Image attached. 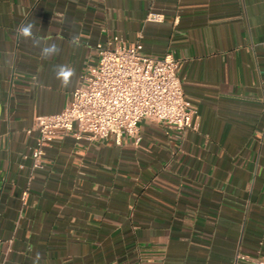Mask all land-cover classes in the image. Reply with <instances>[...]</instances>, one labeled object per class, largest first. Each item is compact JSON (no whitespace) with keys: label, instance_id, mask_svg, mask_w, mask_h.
<instances>
[{"label":"crops","instance_id":"obj_1","mask_svg":"<svg viewBox=\"0 0 264 264\" xmlns=\"http://www.w3.org/2000/svg\"><path fill=\"white\" fill-rule=\"evenodd\" d=\"M29 21L58 55L20 35ZM113 36L178 60L194 128L59 130L33 168L36 116L68 104ZM237 254L264 256V0H0V264H248Z\"/></svg>","mask_w":264,"mask_h":264},{"label":"built area","instance_id":"obj_2","mask_svg":"<svg viewBox=\"0 0 264 264\" xmlns=\"http://www.w3.org/2000/svg\"><path fill=\"white\" fill-rule=\"evenodd\" d=\"M160 20V14H149ZM97 61L88 64L82 83L68 104L58 112L35 118L37 137L31 148L32 167L43 166L46 145L57 131L76 139L98 140L114 134L140 139L139 123L151 119L182 137L194 128L196 106L184 95L176 69L178 60L167 53L160 58L142 52V45H128L119 36L97 43ZM236 262L264 264V256L237 254Z\"/></svg>","mask_w":264,"mask_h":264},{"label":"clouds","instance_id":"obj_3","mask_svg":"<svg viewBox=\"0 0 264 264\" xmlns=\"http://www.w3.org/2000/svg\"><path fill=\"white\" fill-rule=\"evenodd\" d=\"M34 22H23L20 25V35L25 39H32L35 47L39 49V54L42 59H49L55 55H58L61 51L60 46L55 42H41L36 34H34L35 28ZM55 77L60 81L61 85L68 87L71 82V77L74 75V69L65 64L57 65L54 69Z\"/></svg>","mask_w":264,"mask_h":264}]
</instances>
